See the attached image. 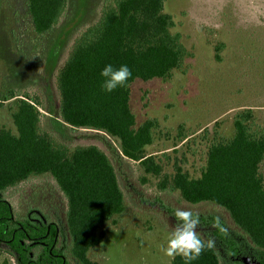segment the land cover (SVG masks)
<instances>
[{"label":"trees","instance_id":"trees-1","mask_svg":"<svg viewBox=\"0 0 264 264\" xmlns=\"http://www.w3.org/2000/svg\"><path fill=\"white\" fill-rule=\"evenodd\" d=\"M164 1L106 0L102 4L98 19L78 33L57 71L59 102L51 117L67 138L91 129L102 133L103 139L107 135L116 140L121 156L158 177L161 189L177 190L188 203L210 202L223 208L250 242L240 245L216 232L231 264H264V176L260 171L264 125L256 121L251 108L233 114L231 135L215 132L198 176L178 164L172 172H163L161 163L146 153L157 122L147 118L136 124L129 105L130 84L135 79L166 80L192 56L180 34L172 30L174 20L164 11ZM66 2L25 0L34 31H49L61 18ZM107 64H126L131 69L126 87L110 93L101 88L100 72ZM8 95L17 94L10 90ZM17 99L11 113L14 131L0 127V253L11 258V263L6 258L0 264H99L89 257V250L101 244V226L125 207L111 159L95 144L69 147L57 141L40 127L38 101L31 96ZM187 137L180 125L178 141ZM119 151L114 150V156L119 157ZM32 175L52 177L66 200L64 222L44 211H39L42 220L31 221L30 207L17 209L3 197L6 190ZM28 198L20 197L23 202ZM220 263L215 245L192 262ZM168 264L184 261L177 256Z\"/></svg>","mask_w":264,"mask_h":264},{"label":"rangeland","instance_id":"rangeland-1","mask_svg":"<svg viewBox=\"0 0 264 264\" xmlns=\"http://www.w3.org/2000/svg\"><path fill=\"white\" fill-rule=\"evenodd\" d=\"M105 1L67 0L59 21L43 34L34 31L25 0L2 1L0 127L14 131L11 113L17 98L31 96L38 101L43 131L69 147L95 144L109 155L125 207L101 226L104 238L89 250V257L99 264H168L170 258L161 245L166 246L176 225L172 213L177 208L201 214L198 233L215 241L220 264H231L216 236L220 231L212 227L213 218L218 216L227 229L220 232L224 238L245 246L250 242L223 208L210 202L188 203L177 190L161 189L158 177L145 173L137 161L121 156L116 140L107 135L103 139L102 133L91 129L67 138L51 117L59 102L57 71L78 33L98 19ZM164 11L172 15V30L180 34L192 56L166 80H133L129 105L137 125L147 118L156 120L153 141L145 150L161 163L163 172H172L178 164L191 176H198L208 143L215 132L231 135L236 111L251 108L256 121L264 125V0H165ZM10 90L17 95L8 97ZM180 125L182 133L188 134L181 142ZM260 171L264 176V158ZM4 193L17 209L30 207L32 213L44 211L64 222L66 200L49 175L29 176ZM22 195L29 200L23 202ZM6 258L11 263L9 255L0 253V261Z\"/></svg>","mask_w":264,"mask_h":264},{"label":"clouds","instance_id":"clouds-1","mask_svg":"<svg viewBox=\"0 0 264 264\" xmlns=\"http://www.w3.org/2000/svg\"><path fill=\"white\" fill-rule=\"evenodd\" d=\"M100 76L103 78L101 88L110 93L117 88L126 87L132 77V71L126 64L119 67L107 64L101 70ZM172 215L176 219V225L167 237L166 246L161 245V251L171 259L179 256L184 264H192L206 249H212L215 241L211 238L205 241L198 233V228L201 225L199 212L177 208ZM212 227L222 233L227 231L221 225L218 216L213 218Z\"/></svg>","mask_w":264,"mask_h":264},{"label":"flooded vegetation","instance_id":"flooded-vegetation-1","mask_svg":"<svg viewBox=\"0 0 264 264\" xmlns=\"http://www.w3.org/2000/svg\"><path fill=\"white\" fill-rule=\"evenodd\" d=\"M4 196V198L5 199H8L7 198V196L5 195V194H3ZM9 200V199H8ZM28 212H30V213H28V218L31 220V221H39V220H42V218H41V216L38 214V216H35V215H33L34 217H32V216H30V214H31V211H28ZM35 214V213H34ZM57 238V235L54 237V239H56ZM56 241V240H55ZM55 241H54V243H55ZM74 261V260H73ZM252 264H254L253 262H251Z\"/></svg>","mask_w":264,"mask_h":264}]
</instances>
